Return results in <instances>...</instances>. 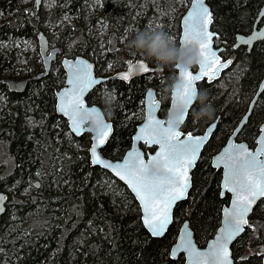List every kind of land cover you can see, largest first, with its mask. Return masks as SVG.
Masks as SVG:
<instances>
[{"label":"trees","instance_id":"trees-1","mask_svg":"<svg viewBox=\"0 0 264 264\" xmlns=\"http://www.w3.org/2000/svg\"><path fill=\"white\" fill-rule=\"evenodd\" d=\"M26 1L0 0V189H12L6 212L0 217V264H184L183 255L176 259L170 256V247L182 222L190 221L201 245L213 237L221 223L222 208L229 198L221 197L222 173L211 165V159L248 111L264 77V40L256 42L251 51L246 47L234 51L230 68L214 82L199 84V89L208 92L207 102L214 106L215 114L210 120L196 119L193 113L200 108L196 102L182 129L202 132L218 119L217 126L193 171L188 198L177 205L168 232L158 238L144 227L140 206L127 186L111 172L92 164L88 150L91 134L75 136L65 118L57 114L55 92L65 81L61 61L55 76L54 71L40 76L44 68L38 54L25 53L18 47L10 50L3 43L25 39L38 45V33L43 29L51 42L54 27L46 28L44 23L54 25L63 15H70L77 24L67 27L60 37L57 34L61 40L58 43L61 56L62 47L67 46L69 56L84 55L95 62L99 74V71L109 73L98 62L105 47L93 38L90 26L97 22L107 28H118V35H127L119 50L107 51L104 55L108 62L117 55V65L113 61L109 69H123L128 59L144 58L158 70L130 82L108 80L89 95V100L99 104L114 124V133L102 151L110 158L119 159L131 146L137 125L144 119L142 110L147 89L152 86L158 90L162 101L160 114L165 116L172 95L168 84L177 75L174 65L158 66L142 51L129 47L128 40L136 31L159 28L179 44L183 3L103 0L102 9L96 5L97 14L86 23L84 13H87L88 0H63L70 6L58 16L54 3L44 12ZM208 2L215 16L213 26L218 32L215 41L225 46V54L237 33L254 28L264 6V0ZM178 6L180 9L175 11ZM19 55L26 59L22 60L23 64L19 62ZM58 61L57 58L55 62ZM19 73L29 78L23 92L10 90L4 82ZM30 115L35 117L32 122L27 118ZM263 120L264 92L241 130L240 139L253 145ZM144 149L155 148L144 146ZM6 155L10 159L3 167L1 161ZM250 222L251 226L242 236L259 249L264 246V198L256 205ZM238 242L233 245L235 264L262 263V251L243 252L235 248Z\"/></svg>","mask_w":264,"mask_h":264},{"label":"snow or ice","instance_id":"snow-or-ice-1","mask_svg":"<svg viewBox=\"0 0 264 264\" xmlns=\"http://www.w3.org/2000/svg\"><path fill=\"white\" fill-rule=\"evenodd\" d=\"M210 23L211 14L207 8L203 7L202 0L200 6H194L193 11L184 21V32L178 45L196 43L200 48L201 58L200 71L195 75L189 70L176 66L183 84L173 92V98L175 107L182 108L183 113L175 120L167 122L157 119L155 112L158 105L153 100L147 123L141 129V135L135 137L136 140H145L149 145H159L160 151L147 163L144 162L139 152H133L129 153L128 159L123 164H112L96 156V146L91 149L95 157L93 163L102 164L115 171L116 175L127 181L132 191L135 192L143 204L145 224L152 230L153 235L163 234L170 223L172 205L184 197L190 186L188 169L194 165L197 152L207 139V136L193 137L188 134L182 140L177 125L183 122L189 106L193 103L195 82L205 76L213 79L215 71L210 66L220 63L217 52L212 48L213 33L208 31ZM220 66L226 67L227 65ZM70 67L72 77L69 83L72 87L64 92V99L59 110L69 116L76 131H80L82 125V121L77 118L79 115L95 114L97 127L101 130L97 143L103 144L108 126L100 120L96 109H85L81 98L84 92L100 81L93 79L91 64L81 61ZM138 69L146 73L150 71L143 61L139 63ZM121 78L128 79V75L125 74ZM260 143L264 144V140ZM261 156H264V147L251 153L244 145L232 144L230 148L225 149L224 155L217 157V162L222 163L227 169L223 186L236 195L233 208L228 212L231 223L226 222L220 230L221 235L217 237L207 252H201L195 247L190 239L191 234L187 232L185 226V236L182 238V243L174 249L173 254L183 249L188 252L193 264H232L228 250L229 242L247 224L245 216L250 211L251 205L257 198L264 197V160L259 158ZM4 199L5 197L0 195V201Z\"/></svg>","mask_w":264,"mask_h":264},{"label":"water","instance_id":"water-1","mask_svg":"<svg viewBox=\"0 0 264 264\" xmlns=\"http://www.w3.org/2000/svg\"><path fill=\"white\" fill-rule=\"evenodd\" d=\"M42 3H43V0H39V3H37V6L38 7L41 6ZM200 4H201V0H192L189 8L186 11V13L182 16L180 39L183 36L184 27H185L184 26L185 19L193 11L194 6L199 7ZM202 4H203V7L207 8L208 12L211 14V23L208 25V31L213 33L212 48L214 51L217 52L220 63L217 65H214V66H210L212 68V70L215 71V76L213 79H209L207 76H205V77H202V79L200 81L207 79L209 82H212V81L218 79L226 69L230 68L232 66L234 60L232 58L222 60L221 51H223L225 49V46L224 45H217L216 41H215V37L218 35V32L214 29V26H213L214 25L213 24L214 19H215L213 9H212L211 5L209 4L208 0H202ZM262 18H264V6H262V8L259 12V15L257 17L254 28L247 33H237L235 47H239L241 45H248L249 48H252L256 42L264 40V22L258 27V23L262 20ZM238 38H242V39H238ZM38 45H39L40 55L43 59V64H44V71L40 74V76H45L51 72L52 63L57 58V54L60 51V47L51 46L49 37L46 34V32H44V31H40L38 33ZM108 47H109L110 51H112V52L116 51L119 48V38H118V34L116 31H113L112 33H110ZM81 61L92 65L91 72H92L93 79L99 80L100 83L103 81H106L108 79L107 76H100V75H97L95 73V63L93 61H91L90 59H88L87 57H85L83 55H77L76 57H72V58L64 57L62 59V64L66 70V79H65V85L60 90H58L56 93L57 94V103H56L57 113L60 115H63L68 120L69 127L75 136L80 137L85 133L91 134L92 143H91L90 148H89V153H90L92 164L98 165L101 168L111 172L116 178L121 180L127 186V188L131 191L132 195L134 196V198L136 199V201L138 202V204L140 206L141 214H142L141 218H142V222H143L144 227L146 228V230L149 232V234L151 236L161 238V237L166 235V233L169 230V227L173 223L174 213H175V209H176L177 205L180 202L186 200L189 196V193H190L192 186H193V171H194L205 147L209 143V141H210V139H211V137H212V135L216 129L218 119L213 121L202 132H196V133H193L190 131L185 132L182 128H183V125L185 124V122L188 118V115H189L191 108L195 104V103H192L189 106V109L187 110V113L185 115L183 122L180 123L179 125H177V130L181 133V139L182 140L188 134H191L193 137L207 136V139L201 144L200 149L197 152V158L194 162V165L188 169V176L190 177V186L187 188L184 197L181 198L180 200L175 201L172 205V208L170 211V217H171L170 223L167 225L163 234L158 235V236L153 235L152 230L145 224V219H144L145 218V211L143 208V204L139 200V198L136 196L135 192L132 191V189L129 186V184L127 183V181L120 179V177L116 175L115 171H113L110 168L104 167L102 164L93 163L95 157L93 156L91 149L93 148V146H96V156H98L100 159H102L108 163L123 164L125 162V160L128 159L129 153H133V152H139L142 155L144 162L147 163L148 160L152 156H155L157 154V152L160 151V146L157 144L149 145L145 142V140H143V139L136 140L135 137L138 135H141V129L147 123L148 114H149V111L152 107V101L153 100H155L157 102V105H158L156 108V112H155L156 118L163 120L165 122L168 121L167 116H168L169 111L176 109L175 101L173 98V92L174 91H172L171 101L169 104L167 114L165 116H162L160 114L162 101L157 97L156 90L152 86H150L147 89L145 97H144L145 116H144L143 121L137 126L136 131L133 134L131 146L126 150V152L124 153L122 158L113 159V158H110V157L104 155L102 149L107 145V143L109 142V140L111 139V137L114 133V124L110 119L107 118L104 110L99 105H97V104L88 105V102H87V97L90 94V92L100 83L95 84L92 87H90L86 92L83 93L81 98L83 100L85 109H88V110L96 109L97 113L99 114L100 120L103 122L104 125L108 126L107 135L104 137V143L103 144L97 143V140H98V137L100 136L101 130L97 127L95 114L89 115L87 113H83V114L79 115L77 118L82 121V125H81L80 131H76V129L72 125V121L69 118V116L65 115L64 112L59 110V106L63 102V99H64V92L72 87V85L69 83V80L72 77V68L70 66L71 65H77ZM141 61H143L149 67V69H150L149 72L146 73V72L138 69V65ZM229 61H230V63H229ZM224 64H226L227 66L226 67L220 66V65H224ZM193 68H195V69H193ZM156 69L157 68L150 65L149 62L144 58L129 59L128 65L125 69L119 70V71L113 73L112 75H110V77L122 79L121 77L123 75L127 74L128 79H122V80L129 82L135 77H139L142 75L149 74V73L155 71ZM216 69H218V70H216ZM177 70H178V76L177 77H179V69H177ZM189 71H191L193 73V75L197 74L200 71L199 64L192 67ZM200 81L195 82V88L196 89H199L198 85H199ZM4 82L7 84L8 88L10 90L17 91V92H23L27 88L29 78L26 76L25 77H9V78H6L4 80ZM263 92H264V77L258 86L257 92L255 93V95H254V97L250 103L248 111L243 115V117L241 118V120L239 121L237 126L234 128L233 132L229 136L226 143L212 157V166L213 167H215V168L223 167V174H222V180H221L222 194H225L226 191L229 192L223 186L225 178H226L227 169H225V167L222 163L217 162V157L224 155L225 149L230 148V146L232 144L244 145L245 148L247 149V151L251 152V153H255L259 148L264 147V144L260 143L262 140H264V120L261 122L260 131H259V133L255 139V143L253 145H251L247 140H243V139L239 138V134H240L241 130L243 129L244 125L248 122V119H249V117H250V115H251V113L255 107V104ZM89 117L95 123L94 128L88 127L85 123V120ZM209 129H211V132H209ZM143 146H146L147 148H155V149L153 151L145 150ZM259 158L261 160H264V156H261ZM36 185H39V181L36 182ZM229 193L231 194L229 204H227L223 207L222 216H221V223H220L216 233L213 235V237H211L204 245L199 244V242L197 241L196 236H195L194 228L190 224V221L188 219L184 220L182 222L180 228H179V232L177 234V237H176L175 241L172 243L171 248H170V256L172 258L176 259L179 255H183L184 256V264H193L192 260L189 258L188 252L184 251L183 249H181L180 251H176L175 254H173L174 249H176V247L182 243V238L185 236V232H184L185 226L187 227V232L191 234L190 239H191L192 243L195 245V247L201 252H207L209 250L210 246L216 241L217 237L221 235L220 230L225 226L226 222L231 223V220L228 217V212L231 211V209L233 208V205H234V202L236 199V195L233 192H229ZM0 195L5 197V199L3 201H0V209H2V211H0V217H1V215L4 214L6 212V209H7L8 195L2 189H0ZM262 198H264V197L257 198L255 200V202L251 205L250 211L245 216V219L247 220V224L244 225L243 230L240 233H238L237 236L234 237L232 241L229 242L228 250L230 253V259L232 260V264H235L233 245L245 233L247 227L251 226L250 217L253 214L256 205L258 204V202ZM261 264H264V254H263V260H262Z\"/></svg>","mask_w":264,"mask_h":264},{"label":"rangeland","instance_id":"rangeland-1","mask_svg":"<svg viewBox=\"0 0 264 264\" xmlns=\"http://www.w3.org/2000/svg\"><path fill=\"white\" fill-rule=\"evenodd\" d=\"M88 1L89 2H87V11H86L87 13H84V15L87 17L86 18V23L89 22L90 17H93V16H95L97 14L96 9H95L96 5H99L101 9L103 7V4H102L103 0H88ZM31 2L33 3L35 8L41 9L44 12H48L53 7L52 5L54 3V12L58 11V12H56V16L60 15V13H62V10H63V13H64V10H66V8L68 6H70V3L64 4L63 0H43V3L39 7L37 6V1L36 0H27L26 1L27 4H29ZM177 3H183L182 4V6H183L182 10L184 11V14H185L187 9L189 8V6L191 4V0H177ZM179 9H180V7L178 6V8L175 11H178ZM56 16L54 15V19L56 18ZM1 18L2 17H0V19ZM75 24H77L76 21H74L73 17L70 16V15H63V17L61 19H59L57 22H54V25L51 24V23L45 22L44 23V27H46V28L54 27V40H52L50 42L51 46L60 47V45L58 43H61V40H59V37L62 34V31H64L67 27L74 26ZM99 24L96 22L95 25L90 26L93 29V32H94L93 33V38L97 40L99 45H101L103 47H106V49H107L108 44H109L108 37H109L110 33L112 31H117L118 28H107L105 24H100V25ZM43 30H40V31H43ZM44 31H46V30H44ZM46 33L48 34V32H46ZM103 33L105 34V36H104ZM57 34L59 35V37L57 36ZM105 37L107 38V42L106 43H104L105 42ZM127 37H128L127 35H125V36L123 35L122 36V34H119V37H118L119 38V48H121L122 45H124L123 43L126 41ZM3 45H4V47L9 48L10 50L18 47V48H23L25 53H28V54H29V52H34L35 55H37V54L39 55L40 61H42V57H40V52L37 53V48H38L37 43H36V45H34V44L28 42L25 39H22V40L17 39L15 41H13L12 44H9L8 42H4ZM62 48H63V51H64L63 53L64 54L61 57L58 58V60H59L58 63L55 62L54 66H53V68L51 70L52 72L54 71V76L57 74V72H58V70L60 68V63L59 62L61 61L62 57H73V55L69 56L70 54L67 53L69 51V49H70L69 47L64 46ZM106 49L102 53L103 56L101 57V59L98 62H99V64L101 66H103V67L106 66L109 73H106L105 71H99V74H97V75H100V76L111 75V74H113V73H115V72H117V71H119L121 69L120 68V69H117L115 71H112V70L109 69L111 67L110 64H112L113 61H114V65H117L116 64V60H115L117 55L114 56L113 59H109L111 61L108 62L107 58L104 56L106 54V52H107ZM19 57H20V61L19 62L21 64H23L22 60L26 61V59L25 58L21 59L20 55H19ZM26 57H27V55H26ZM133 59H135V58H133ZM22 76L25 77L26 74L19 73L15 77H22ZM99 86H102V84L100 83ZM107 94H108V92H107ZM4 99L1 101V104L4 102ZM137 109L141 110V108H137ZM144 109H145V106H144ZM144 109L142 111H144V113H145ZM0 110H1V108H0ZM142 111H141V113H142ZM3 116H4V114H1V117H3ZM27 118L30 120V122H32L35 119V117L33 115L27 116ZM140 118H141V116L139 117V119ZM31 127H32V125H31ZM65 136L69 137L68 133H65ZM239 138H240V136H239ZM148 149H150V148H148ZM9 159H10L9 156H7V155L3 157L2 161H1V164H2L3 167L8 165ZM11 190L12 189H9V188L8 189H4V191L6 192V194L8 196H10L9 192ZM117 190H118V192L120 194H123V191L120 188H117ZM13 199H14V196H12L11 200L13 201ZM238 241L239 242L235 244V248L236 249H242L243 252L244 251H248L249 253H251L254 250L258 249V247H256L254 244L247 242V237L246 236H244V237L242 236V238H240ZM257 251H259V252L262 251L263 254H264V246H260Z\"/></svg>","mask_w":264,"mask_h":264},{"label":"clouds","instance_id":"clouds-1","mask_svg":"<svg viewBox=\"0 0 264 264\" xmlns=\"http://www.w3.org/2000/svg\"><path fill=\"white\" fill-rule=\"evenodd\" d=\"M131 35V34H130ZM128 46L142 51L147 57L154 59L158 66L174 65L185 70H190L200 62V48L196 43H188L186 45H178L175 39L159 28H146L136 31L128 40ZM183 81L180 77L172 79L168 84L170 91H176L178 86H182ZM209 99L206 90L195 89L193 103L199 102L200 108L194 112L196 119H212L215 114V108L207 102ZM111 112V107L108 109ZM183 113V109L177 107L170 110L167 120H175ZM88 127L94 128L95 123L89 117L85 120Z\"/></svg>","mask_w":264,"mask_h":264},{"label":"flooded vegetation","instance_id":"flooded-vegetation-1","mask_svg":"<svg viewBox=\"0 0 264 264\" xmlns=\"http://www.w3.org/2000/svg\"><path fill=\"white\" fill-rule=\"evenodd\" d=\"M264 22V18H262V20L258 23V27L262 24ZM112 33V32H111ZM118 37H119V35H118ZM216 38V37H215ZM108 41H109V37H108ZM259 42V41H258ZM235 43H236V40H235V42L232 44V46H231V48L227 51V54H225V49L223 50V51H221V57H222V60H224V59H228V58H232L233 60L235 59L234 57V51H237V50H239L241 47H246L247 48V50H249V51H251L252 50V48L254 47H252V48H249V46L248 45H241V46H239V47H235ZM217 44V43H216ZM109 45V44H108ZM217 45H219V44H217ZM105 49H106V47H105ZM108 52H111V53H113L112 51H110V49H109V47H107V49H106ZM117 50H119V48L117 49ZM116 50V51H117ZM116 51H114V52H116ZM84 56V55H83ZM59 57H61V52L59 51L58 52V54H57V58H59ZM73 57H76V56H73ZM86 57V56H85ZM57 58L54 60V62L57 60ZM64 57H62V59H63ZM69 58H72V57H69ZM88 58V57H87ZM62 59H61V65H62V67H63V69H64V71H65V79H66V70H65V68H64V66H63V64H62ZM88 59H90V58H88ZM131 59V58H130ZM133 59V58H132ZM91 60V59H90ZM129 60V59H128ZM128 60H127V64L124 66V68L123 69H125L126 67H127V65H128ZM92 61V60H91ZM42 63H43V59H42ZM43 68H44V64H43ZM156 68V67H155ZM123 69H120V70H123ZM193 69H195V68H193ZM158 69H156L155 71H157ZM175 70H176V73H177V75H176V77L178 76V70H177V68L175 67ZM227 70V69H226ZM225 70V71H226ZM44 71V70H43ZM42 71V72H43ZM155 71H153V72H155ZM153 72H151V73H153ZM95 73L96 74H98L97 72H96V68H95ZM151 73H149V74H151ZM149 74H146V75H142V76H147V75H149ZM112 75V74H111ZM46 76V75H45ZM107 77H108V79L106 80V81H103V82H101V84L103 85V84H105L108 80L109 81H111L112 79H119V78H111L110 77V75H107ZM140 77V76H139ZM135 78H137V77H135ZM119 80H122V79H119ZM124 81V80H123ZM125 82H127V81H125ZM130 82V81H129ZM202 82H208V83H212V82H214V81H212V82H209L207 79H204V80H202V81H200V83L199 84H201ZM65 85V81H64V84L58 89V90H60L63 86ZM99 85H97L91 92H90V94L98 87ZM198 87H199V85H198ZM154 88V87H153ZM155 90H156V93H157V97L160 99V96H159V92H158V90L156 89V88H154ZM57 90V91H58ZM57 91L55 92V110H56V103H57ZM172 92V91H171ZM89 94V95H90ZM145 94H146V92H145ZM89 95H88V97H87V102H88V105H93V104H97V103H95V102H91L90 100H89ZM161 100V99H160ZM97 105H99V104H97ZM100 106V105H99ZM145 106V105H144ZM101 107V106H100ZM102 108V107H101ZM145 110V109H144ZM56 112H57V110H56ZM58 114V113H57ZM58 115H60V114H58ZM60 116H62L63 118H65L63 115H60ZM144 116H145V113H144ZM65 120H66V122H67V124H68V120L65 118ZM140 124V123H139ZM138 124V125H139ZM137 125V126H138ZM208 127V126H207ZM68 128H69V130L71 131V129H70V127H69V124H68ZM205 130V129H204ZM186 132V131H185ZM188 132V131H187ZM71 133H73L72 131H71ZM194 133V132H193ZM90 134V133H89ZM91 143H92V139H91ZM144 147V146H143ZM221 149V148H220ZM219 149V150H220ZM218 150V151H219ZM153 151V150H152ZM213 157V156H212ZM211 165H212V159H211ZM215 168V167H214ZM215 169H217V170H220L221 171V173L223 174V167H220V168H215ZM222 180V179H221ZM221 197H228L229 198V200H228V202L227 203H225L224 205H223V207L225 206V205H227V204H229V201H230V197H231V194L229 193V192H225V194H222V191H221ZM222 210H223V208H222ZM255 210V209H254Z\"/></svg>","mask_w":264,"mask_h":264},{"label":"bare ground","instance_id":"bare-ground-1","mask_svg":"<svg viewBox=\"0 0 264 264\" xmlns=\"http://www.w3.org/2000/svg\"><path fill=\"white\" fill-rule=\"evenodd\" d=\"M192 1V0H191ZM22 77H24V76H22Z\"/></svg>","mask_w":264,"mask_h":264}]
</instances>
